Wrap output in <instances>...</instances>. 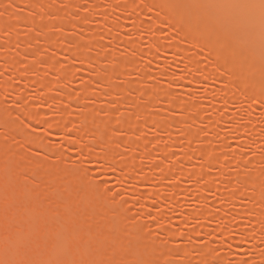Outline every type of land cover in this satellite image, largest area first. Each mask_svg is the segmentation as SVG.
<instances>
[{
  "label": "bare ground",
  "instance_id": "6f19581e",
  "mask_svg": "<svg viewBox=\"0 0 264 264\" xmlns=\"http://www.w3.org/2000/svg\"><path fill=\"white\" fill-rule=\"evenodd\" d=\"M100 1L93 0L87 8L72 3L75 7L70 11L78 7L86 13L95 12ZM114 1L110 0L108 10L116 20L101 19L97 23L100 37L92 31L91 37L79 44L101 51L89 62L78 50L61 46L63 33L75 21L60 24L56 34H44V45L63 50L66 56V63L45 65L56 73L55 81L21 72L22 58L30 55L33 61L38 51L30 46L34 43L22 40L17 27L24 25L23 32L29 35L38 26L30 15L41 19L61 12L48 6L47 0L44 7L37 8L32 0H8L0 9V45L4 49H0V264H229L231 260L242 264L246 261L244 251L257 253L259 244L264 247V124L255 127L253 117L261 107L264 120V106L258 103L264 95V27L259 7L232 5H258L259 0H122L121 5ZM17 4L23 9L13 13L11 8ZM83 18L79 16L78 22ZM128 28L138 37L152 32L147 49H142L140 40L128 38L131 31L125 37ZM5 37H9L6 44L2 41ZM69 41L65 44L71 45ZM11 45L16 55L7 59ZM108 45L119 47L120 54L107 53L104 48ZM121 53H132L133 58H120ZM164 56H169L168 60ZM73 60L80 62L81 69H87L88 64L92 69L81 78L79 91H62L58 101L52 94L43 96L38 90H52L61 79L68 83ZM101 60L107 68L102 69ZM178 68L184 72L177 73ZM132 71L147 79L141 89L127 80ZM114 76L124 84H112ZM95 83L101 91L93 102L85 101ZM210 84L219 86V97L214 96L210 107L195 103L193 88L211 90ZM9 94L10 102L21 103L18 113L2 107ZM28 96L33 100L41 97L44 108L56 104L57 119L40 120L27 106ZM132 104L130 112L127 105ZM153 104L166 106L167 114L159 106L157 109L169 117L163 118L157 109L150 111ZM232 105H237L238 112L227 116ZM78 106L83 114L75 116ZM123 107L129 109V115L113 120V111ZM170 110L180 111L177 114L183 119H174ZM103 115L109 119L102 120ZM240 117L249 124L242 125ZM200 121L206 123L201 133L207 138L200 137L197 130ZM36 123L42 124L43 136L35 135ZM222 125H228L229 134L222 132ZM194 126L195 131L177 140L178 129L189 132ZM149 129L153 135L147 139L144 134ZM72 130L79 136H70ZM121 134L127 138L123 140ZM58 135L61 141L56 147L53 141ZM158 135L164 138L161 147ZM252 145H258L255 150L260 148L259 158L242 160L240 155ZM70 147L76 150L74 156L67 154ZM69 159L77 160L76 166L61 167ZM95 169L103 175L102 180H96ZM213 169L219 176L210 175ZM248 170L253 171L252 176ZM111 179L124 186V197L109 194ZM158 182L169 183L163 188L160 184L166 192L158 191ZM186 182L194 185L193 191L183 188ZM39 183H47V190L42 192ZM147 187L157 191L148 193ZM12 192H27L30 198H13ZM180 192L191 193L196 206L207 205L201 209L193 206L188 212L181 208L185 212L180 211L178 219L163 205L172 207L174 213ZM219 202L226 203L221 204L222 211L214 207H219ZM158 206L163 211L153 213ZM19 209L23 214L19 215ZM214 225L218 228L212 229L210 236L209 228ZM206 233L209 236L203 245L199 239ZM177 240L181 241L175 246ZM225 250L235 259L229 262L221 257L220 251ZM262 251L255 260L250 256L248 264H264Z\"/></svg>",
  "mask_w": 264,
  "mask_h": 264
},
{
  "label": "rangeland",
  "instance_id": "374dc122",
  "mask_svg": "<svg viewBox=\"0 0 264 264\" xmlns=\"http://www.w3.org/2000/svg\"><path fill=\"white\" fill-rule=\"evenodd\" d=\"M20 1L21 0H19V3H20ZM23 1V0H22ZM44 0H32V2H34V5H35V7L37 8V7H40V6H42V7H44V2H43ZM73 2L72 3H74V4H76L77 3V6H79V4L82 6V8H87L88 6L90 7L91 5H93V0H72ZM8 2V0H0V9H1V7H3L4 5L6 6V3ZM47 4H48V6H50V4L52 5V6H55L56 8H57V10H59L61 13H60V15L59 16H55L54 17V15H47V17H45V18H38V17H35V16H33V15H30V17L32 18V19H34V21L36 22V24L38 25L36 28H34V30L28 35V34H24V32H23V29L25 28V26L24 25H22V24H20L19 23V25H18V27H17V31L18 32H20L21 34H22V40H24L25 41V43L26 44H28V45H30L31 43H34V45H30V46H34L35 48H36V50L38 51L37 52V54L35 55V57H34V60L32 61V59H31V56L30 55H26V56H24V58H22V62H23V64H22V66H21V68H20V70H21V72L23 73V74H25V76H30L31 77V75H36V77L37 78H42V79H44V80H53V81H55V75H56V73L54 72V71H51V70H49V69H46L45 68V65H46V63L47 64H54L55 66L57 65H59V64H62V63H66V60H65V58L64 57H66V56H64L65 54H64V52H63V50H60V49H57V48H53V47H50V45H44V43H43V41H44V34H46V35H51V34H56L57 33V30H58V26L61 24L62 26H64V23L66 22V21H75L74 23H76L74 26H70V27H68V29H67V31L66 32H64L63 33V37H62V40H61V43H64L63 45H61L62 47L64 46L65 48H71V50H73V49H75V50H78V52H80L82 55H85L86 57H88V61L87 62H89L90 61V58H92V57H94L95 56V53H97V52H101L100 50H97V49H94V48H92V47H86L85 48V46L84 45H79L80 43H82L85 39H87L88 37H91V33H92V31H96V33H97V36H98V38L100 37V35H101V30L98 28V22L101 20V19H105V17H109L110 19H114V20H116V15H111L110 14V12H109V10H108V6H109V4H110V0H101L100 2H99V6L97 7V9H96V11L94 12H91V13H86L85 11H84V9H79L78 7H76L75 9H73V10H71L70 11V8L71 7H75V6H71V4L72 3H69L70 5H66V4H64L63 3V1L61 2V1H56V0H47ZM115 2H117L118 4H123V1L122 0H117V1H114V3ZM47 4H45V7H47ZM20 5V4H19ZM18 4H17V6H13V8H11V11L13 12V13H19L20 12V10H22L23 8H21V6H19ZM86 10V9H85ZM1 11V10H0ZM101 11H103L104 12V14H102V12ZM67 12H69L70 14L68 15L67 14ZM105 13H106V15H105ZM3 14V13H2ZM82 15H84V18H83V20H82V22H78V19H79V16H82ZM0 16H1V14H0ZM150 19L148 20V22L150 23ZM23 26H24V28H23ZM131 28V27H130ZM130 28H128V30H127V33L126 34H124L125 35V37L127 36V34L131 31V29ZM149 32V33H148ZM151 31H147V32H145L144 34H141V36L139 35V37L137 36V34H135V33H133L132 31L128 34V38H134L133 40H136L137 41V39H138V41L140 42V43H142V49L144 50V49H147V47L145 48V46L146 45H148L147 44V42L149 41V38L151 39V37H153V34H152V32L150 33ZM125 33V32H124ZM23 34H24V36H23ZM150 34H152V36H150ZM20 35V34H19ZM53 36V35H52ZM130 36V37H129ZM66 40L67 41H71L72 42V44L71 45H66L65 44V42H66ZM148 40V41H147ZM2 41H4V43L6 44V42H9V37H8V39H7V37H5V39L4 40H2ZM69 41V42H70ZM137 41V42H138ZM146 43H144V42ZM147 41V42H146ZM169 41V42H168ZM168 43H170V40H168L167 39V41H166V44H168ZM75 44H77V45H75ZM1 46H2V48H1ZM110 45H108V47H106V48H104L106 51H107V53H109L110 55H111V53H112V55L114 54H116V52H119V54H120V49H118L119 47H111ZM0 49H2V50H4L3 49V45H0ZM7 50H8V52L5 54V56H7L8 58L7 59H11V58H13L15 55H16V52H15V49H14V47H13V45H11V46H9L8 48H7ZM66 50V49H65ZM105 52V51H104ZM123 53V52H122ZM121 53V56H120V58H128V59H131V58H133V54L132 53H130V54H122ZM119 56V55H118ZM166 57V58H165ZM168 57L169 56H164V60H168ZM140 62H142V63H144V60H141ZM106 61L105 60H101V63H100V65H101V67H102V69L103 68H107L106 67ZM107 66H108V64H107ZM1 67V66H0ZM3 67V66H2ZM87 69H81V64H80V62H78V60H73L72 62H71V64H70V69H71V71H70V73H72V77H71V79H69V81H68V83H66V81H62V79L61 80H59L60 82L59 83H57V85H56V88L55 87H52V90H38L43 96H47L48 94H52V96L55 98V100L54 101H58L59 100V94L62 92V91H66V92H68L69 94H72V93H76V92H78L79 91V87L81 88L82 86V83H81V78H86L88 75H89V73L91 72V67H89V64H88V66L86 67ZM179 68H181V67H179ZM178 68V69H179ZM177 69V73H183L184 71L183 70H181V69H179L178 70ZM33 70V71H32ZM156 70V68H154L153 70H152V72L153 71H155ZM168 70H170V68L168 69ZM131 71V70H130ZM179 71V72H178ZM183 71V72H182ZM134 71H132V72H130V74H129V76H128V79L127 80H129L130 79V81H131V83L133 84V85H135V87L137 88V89H141L142 87H144V85L147 83V79L146 78H144V77H142V76H140V75H138L136 72H134ZM136 73V74H135ZM61 78V77H60ZM16 81V80H15ZM111 82H112V84H116V85H121V84H124V82L122 81V78H120V77H118V76H114V78H112V80H111ZM81 84V85H80ZM92 87H93V90L90 92V95H89V97H84L83 99L85 100V101H90V102H93L94 100L92 99L94 96H97V94H99V92L101 91V86H99V84L98 83H95V84H92ZM198 87V86H197ZM214 87V86H213ZM216 87H218V88H216ZM206 87H204V86H200V87H198V88H196V87H194L193 88V94L195 95V97L193 98L194 99V101H195V103H204V105H206V106H208L209 105V107L211 106V103L213 102V100L212 99H214L215 97L216 98H218L219 96V92H218V90L220 89L219 88V86L218 85H215V87L214 88H212V84H210V87L209 88H212L211 90L214 92V93H212V91L210 90V89H208V88H206ZM206 90V92H205V90ZM218 89V90H217ZM32 89H30L29 91H31ZM208 90H209V92H208ZM51 91H52V93H51ZM205 92V93H211V94H204L203 92ZM133 95H134V97H135V94L134 93H132ZM201 95H202V99H201ZM204 95V96H203ZM205 96H207V97H205ZM215 96V97H214ZM218 96V97H217ZM179 97V96H178ZM181 97V96H180ZM6 98L7 99H4L3 101H2V107L4 108V109H6L7 111H10V112H15V113H18L19 111H21V103H18V104H13L12 102H10L9 100V98H11V94H9V95H7L6 96ZM201 100H202V102H201ZM203 100H204V102H203ZM43 99L41 98V97H37V99H32L31 98V96H28V99L26 100V102L28 103V105L27 106H29L30 107V109L32 110V111H35L36 112V114H38L39 115V119L40 120H56L57 119V108H56V104H54L53 106H51L50 108H44V106H43ZM211 101V102H210ZM164 105V104H163ZM127 106H129L130 107V112H132V108L131 107H133V104L132 105H127ZM126 105H125V107H127ZM159 106V108L162 110V109H164V107L162 106V107H160V105H152L151 107H150V111H153V112H155V110L157 109V107ZM165 106V105H164ZM237 105H232L228 110L230 111H227L226 112V115L227 116H230V115H232L233 113H236V112H238V110H237V108L238 107H236ZM168 107V106H167ZM159 109V111H158V109L156 110V111H158L159 112V114H161L160 112H161V110ZM167 109L168 108H166V106H165V109H164V111L163 112H165V111H167ZM129 109H127V108H121L119 111H116V110H114L113 111V115H112V119L113 120H115V119H117L118 118V116L119 115H124V116H128L129 115V111H128ZM174 110H177V109H174ZM172 111V110H170V112L171 113H169V114H171V116H173L172 115V113L174 114V116H175V118L174 119H176L177 121H179V119L178 118H180V119H183V118H181L183 115H180L181 114V112L179 111ZM262 108L260 107V108H258V110L257 111H255L254 113H253V117H254V120L256 121V123H254V125H255V127L257 126V127H259L260 125H262V124H264L263 122H264V120H263V117H262ZM261 111V112H260ZM158 112H156V113H158ZM75 116H77V115H81V114H83V109L82 108H80L79 106L78 107H76L75 108ZM168 113V112H167ZM166 112H165V114H167ZM177 113H180V114H177ZM260 113H261V116H260ZM94 116V115H93ZM161 116L164 118V117H167V116H165V115H163V113L161 114ZM169 117V116H168ZM261 117V118H260ZM107 121L108 119H109V117H108V119H107V117H106V115L104 116H102V120H104V119ZM241 120L243 121V122H241ZM246 119H243V117L241 118L240 117V123L242 124V125H245V124H247L248 122H247V120L245 121ZM245 121V122H244ZM250 122V121H249ZM257 123H259L258 125H257ZM203 124H205L206 125V123L205 122H203V121H200V124H199V122H198V125H197V127H198V131L201 133L203 130H205V126H203ZM249 124V123H248ZM253 124V123H252ZM195 125V126H196ZM194 126V128H188V130H189V132L186 130V132L184 131V130H182V131H184L183 133H182V131H179V129L177 130V132H175L176 133V136L178 135H180L179 137H181V138H177L176 136H175V138H177V140L179 139V140H181L182 139V134H184L185 135V133H190L191 132V130H192V132L193 131H195L196 130V128L197 127H195ZM228 125H222V132L223 133H230V131H229V129H228V127H227ZM191 127H192V124H191ZM202 127H203V129H202ZM227 127V128H226ZM138 128V127H137ZM201 131H200V130ZM35 130H36V132H35V135L36 136H43V131H44V129H43V126H42V124H35ZM181 130V129H180ZM179 132H180V134H179ZM69 135L70 136H79V134L78 133H76L75 131H71V132H69ZM122 136H120L123 140L124 139H126L127 138V136H125V134L123 135V134H121ZM152 135H153V133L151 132V130L149 129V130H146L145 131V134H144V136L148 139V138H151L152 137ZM262 135H263V137H264V130H263V132H262ZM61 135H58V138H56L53 142H54V146H56V147H59V143H60V141H61V137H60ZM116 134L114 133V135H113V137H114V139L116 138ZM119 136V135H118ZM165 137V136H164ZM200 137H206L207 138V136L206 135H204L203 133H201L200 134ZM158 138H161V139H159V143H160V147L163 145V143L161 144V142H160V140H162V135L160 136V135H158ZM156 139H157V136H156ZM234 139V138H233ZM232 139V140H233ZM163 140H164V138H163ZM162 140V141H163ZM235 141L236 140H238L237 138L236 139H234ZM234 140L231 142L233 145H235L234 143H236V142H234ZM241 140V139H240ZM84 143H86V141L84 140ZM230 143V144H231ZM258 146V145H257ZM256 145L255 146H248V147H246V150L244 151V152H242V155H240L241 156V159L242 160H246V161H254V160H257V158H259V156H260V153H259V149L258 150H255V149H257L256 147H257ZM27 150V152L26 153H30V148L29 147H26L25 148V151ZM75 148H72V147H70L69 148V150H68V152H67V154L69 155V156H74L75 155ZM175 152V151H174ZM178 153V152H177ZM176 153V154H177ZM38 158L39 159H41V160H43L44 158L40 155V156H38ZM74 159H77V157H75ZM74 159H69V160H67L65 163H61L60 165H61V167H62V165L63 166H67L68 168H70V169H72V168H74L75 166H76V164H77V160H74ZM45 160H49V159H47V158H45ZM136 160H139L138 158L136 159ZM87 162V161H86ZM90 162V161H89ZM89 162L87 163V164H89ZM146 162V161H145ZM79 163V162H78ZM85 164V165H84ZM92 164V166H94L93 165V162L91 163ZM90 164V165H91ZM82 165H84V167L85 168H88L89 169V167H87V166H89V165H87L86 166V163H84V162H82ZM264 164H262V169H264V166H263ZM95 168H96V166H95ZM90 169H92V168H90ZM94 169V168H93ZM97 169H99V168H97ZM232 170H236V168L235 167H232ZM97 172V173H96ZM248 173H249V175L250 176H252L253 175V171H251V170H248L247 171ZM95 173H96V180H98V181H100V180H102V178H103V175L102 174H99V172H98V170H96L95 169ZM248 173H245V175L247 176V174ZM217 175V176H219L218 175V171L216 170V169H213V171L212 172H210V175L212 176H214L215 177V175ZM110 176H112V175H110ZM114 176V175H113ZM216 176V177H217ZM115 179V178H114ZM232 179V178H231ZM155 180V179H154ZM111 182H109L110 184H109V186H108V191H109V194H119L120 196V198L121 197H124L125 196V194L122 192V190H121V188H124V186H121V185H119L116 181H114L113 179H111L110 180ZM168 182H165L164 184H167ZM188 183L189 182H186L185 184H186V186L184 185V187L183 188H186L187 189V191H189L190 192V190L191 191H193V189H194V185L191 183V185H188ZM158 184H159V187L157 186V189L158 188H160V184H162V183H159L158 182ZM155 185H157V182H156V184ZM39 186H40V189L42 190V192H44V190L46 191L47 190V187H48V184L46 183V184H42V183H39ZM149 186V185H148ZM165 186H167V185H163L162 184V188L163 187H165ZM168 186H169V183H168ZM167 186V187H168ZM189 187V188H188ZM149 187H147L146 189L148 190V193H149V191L150 192H154V191H157V190H151L152 189V185H151V189H148ZM162 188H160L161 189V191H165L166 192V190H162ZM160 189H158V191L160 190ZM166 189V188H165ZM185 189V190H186ZM146 190V191H147ZM189 192L188 193H186L187 194V197L185 196L186 194H184L183 195V192H180L179 193V195H178V200L179 201H177V204H176V206H175V209H173L174 210V213H173V211H172V207L170 208V207H168V206H165V205H163V207L165 208V207H167L168 208V210H170V211H168V213L169 212H172V214H174L173 216H177L178 215V219H180V214H178V213H180V211L182 212L183 210H186L187 212L190 210H194L195 208L197 209H199V207H200V209L206 204L207 205V202H203L204 204H202V205H200L199 203L197 204V206L194 204V202L195 201H192V199H193V197H192V195H191V193H190V195H188L189 194ZM185 193V192H184ZM10 196L11 197H13V198H20V197H22V200H27V199H29L30 198V193H25V192H22V194L21 193H11L10 194ZM180 196V197H179ZM181 196H183V199H182V197ZM213 194H211V196H210V198L213 200ZM186 197V198H185ZM191 197V198H190ZM132 199L134 198V197H131ZM135 199V198H134ZM214 200H216L215 199V197H214ZM21 202V201H20ZM134 202H135V200H134ZM138 202V201H137ZM136 202V203H137ZM215 203H217L218 204V202H215ZM194 204V205H193ZM217 204H215V208L218 210H223L224 208V205L222 206L221 204H226V203H220L219 202V207H218V205ZM220 205H221V208H220ZM195 207V208H192V207ZM226 206V208H227V205H225ZM206 207V206H205ZM180 208V209H179ZM181 208L183 209V210H181ZM190 208H192V209H190ZM160 209H162V210H160ZM23 209H19V211H18V213H19V215L20 214H23V211H22ZM130 210L133 212L134 210H133V208H130ZM165 210V209H164ZM179 210V211H178ZM218 210V211H219ZM154 212L153 213H160L161 211H163V208H161V207H159L158 206V208L157 207H155L154 208V210H153ZM176 211H177V213H176ZM164 212H167V210L166 211H164ZM183 212H185V211H183ZM171 213L169 214V215H172ZM20 218H21V216H20ZM176 219H177V217H176ZM218 228V226L217 225H214V227L212 226V227H210L209 228V232H210V236H211V234L213 233V230L214 229H216V228ZM213 229V230H212ZM207 232V231H206ZM209 234V233H208ZM207 233L206 234H203L201 237H200V243L202 242V244L204 245V243H206V241L208 240L207 239V237L209 236ZM204 240H206L204 243H203V241ZM181 241V240H177V242L175 243V246L176 245H178L179 244V242ZM199 243V244H200ZM202 244H200V245H202ZM262 244V243H261ZM261 244H259V250L257 251V253H255V252H253L252 253V251H249V247H248V245H247V247L246 248H248V249H246V250H248L249 252L246 254L245 253V251H244V253L242 254V258H244V260H246V261H250L251 260V258H250V260H248V258L251 256V257H255L254 258V260L256 259V256L258 255V253H260V252H263L262 250L264 249V247H263V245H261ZM243 248H245V246H243ZM261 249V250H260ZM243 250H245V249H243ZM219 252V251H218ZM230 253V251H228V250H225V251H220V256L221 257H223V258H227L228 260H229V262H230V260L232 259V258H234V256L232 257V254H229ZM252 254V255H251ZM241 255V254H240ZM246 255V256H245ZM225 256V257H224ZM248 256V257H247ZM225 258V259H226ZM235 259V258H234ZM227 260V261H228ZM253 260V259H252ZM234 260H231V264H232V262H233ZM229 263V264H230Z\"/></svg>",
  "mask_w": 264,
  "mask_h": 264
},
{
  "label": "snow or ice",
  "instance_id": "6c2138e0",
  "mask_svg": "<svg viewBox=\"0 0 264 264\" xmlns=\"http://www.w3.org/2000/svg\"><path fill=\"white\" fill-rule=\"evenodd\" d=\"M7 7H11V5H8ZM232 7H237V8H256L259 7L262 15V27H264V0H259V4L255 3H240V4H235L232 5ZM253 102H257L256 98H253ZM258 103L262 106H264V95L261 96V98L258 100ZM242 264H248L247 261L242 262Z\"/></svg>",
  "mask_w": 264,
  "mask_h": 264
}]
</instances>
